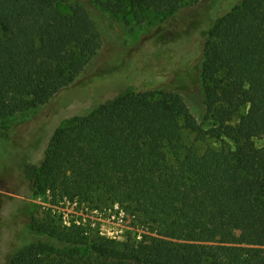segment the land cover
I'll list each match as a JSON object with an SVG mask.
<instances>
[{
	"label": "trees",
	"instance_id": "trees-1",
	"mask_svg": "<svg viewBox=\"0 0 264 264\" xmlns=\"http://www.w3.org/2000/svg\"><path fill=\"white\" fill-rule=\"evenodd\" d=\"M66 1L0 0V119L48 105L100 50L105 13L75 0L67 14ZM199 1L114 0L105 8L164 10L167 23ZM198 38V62L184 53L172 83L130 85L69 127L64 119L41 162L19 164L30 198L43 179L71 200L118 205L125 241L84 242L42 228L4 264H264V145L256 144L264 141V0H222ZM198 90L203 122L187 102ZM185 130L232 148L200 154L192 146L181 157Z\"/></svg>",
	"mask_w": 264,
	"mask_h": 264
},
{
	"label": "rangeland",
	"instance_id": "rangeland-1",
	"mask_svg": "<svg viewBox=\"0 0 264 264\" xmlns=\"http://www.w3.org/2000/svg\"><path fill=\"white\" fill-rule=\"evenodd\" d=\"M89 1L105 13L103 42L97 55L76 82L48 105L0 119V264L6 262L20 239L27 241L31 231L42 228L63 236L75 237L80 233L87 237L84 242L95 236L125 241L128 227L118 205H97L76 199L79 204L73 208L68 204L73 201L70 197L64 196L60 189L45 186L43 179L39 192L30 198V187L19 164L29 157L39 164L50 136L64 119L69 121L63 127H69L75 116L86 114L97 102L113 98L130 85L146 89L154 83H172L184 53H194L196 65L198 35L213 21L222 3V0H200L189 6L191 2H186L187 7L179 17L161 23L168 16L167 11L147 10L137 16L116 14L105 8L114 0ZM74 3L75 0H67L61 10L70 13ZM203 99L200 90L187 97L191 113L199 122L205 118ZM256 144L262 146L264 141ZM192 146L202 154L208 148H232V143L227 139L198 141L195 134L185 130L180 141L181 157ZM79 239L72 241L83 242Z\"/></svg>",
	"mask_w": 264,
	"mask_h": 264
},
{
	"label": "built area",
	"instance_id": "built-area-1",
	"mask_svg": "<svg viewBox=\"0 0 264 264\" xmlns=\"http://www.w3.org/2000/svg\"><path fill=\"white\" fill-rule=\"evenodd\" d=\"M68 204L71 205L73 208H76L78 206V201L77 200H73L72 202L68 201Z\"/></svg>",
	"mask_w": 264,
	"mask_h": 264
}]
</instances>
